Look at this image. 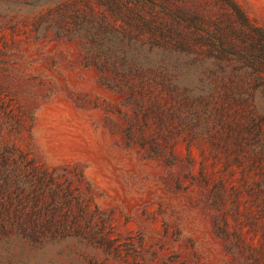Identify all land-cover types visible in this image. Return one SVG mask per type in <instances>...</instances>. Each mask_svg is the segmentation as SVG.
I'll list each match as a JSON object with an SVG mask.
<instances>
[{"label": "rangeland", "instance_id": "obj_1", "mask_svg": "<svg viewBox=\"0 0 264 264\" xmlns=\"http://www.w3.org/2000/svg\"><path fill=\"white\" fill-rule=\"evenodd\" d=\"M17 1L0 264H264V73L240 56L264 0H105L108 24Z\"/></svg>", "mask_w": 264, "mask_h": 264}, {"label": "trees", "instance_id": "obj_2", "mask_svg": "<svg viewBox=\"0 0 264 264\" xmlns=\"http://www.w3.org/2000/svg\"><path fill=\"white\" fill-rule=\"evenodd\" d=\"M112 3H119V0H111ZM9 1H7L8 3ZM30 4L33 0H29ZM27 3L26 1L19 0L15 3H11V5L16 6L18 4ZM107 3L105 0H62L60 1L61 8L70 11V14L74 16L75 14L78 15L82 13L83 15H87L90 18L96 19L99 23H110L111 19L107 17L106 13L100 7L103 6L102 4ZM233 6L236 7L234 3L231 2ZM116 20V14L113 13ZM261 42L256 45H250L248 52L240 54L241 57H247L248 65L246 67L250 68L252 71L264 73V31L259 32ZM226 40L225 37L218 38L215 42L217 46H221L223 44V40ZM220 51V48L218 49ZM223 51V50H221ZM236 52V51H235ZM234 53V52H233ZM239 53V52H236ZM229 54V55H228ZM232 53L227 51L224 55L231 56Z\"/></svg>", "mask_w": 264, "mask_h": 264}]
</instances>
